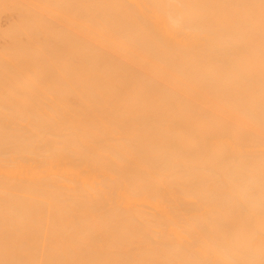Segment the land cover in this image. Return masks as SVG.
I'll return each mask as SVG.
<instances>
[{
    "label": "bare ground",
    "instance_id": "6f19581e",
    "mask_svg": "<svg viewBox=\"0 0 264 264\" xmlns=\"http://www.w3.org/2000/svg\"><path fill=\"white\" fill-rule=\"evenodd\" d=\"M0 264H264V0H0Z\"/></svg>",
    "mask_w": 264,
    "mask_h": 264
}]
</instances>
